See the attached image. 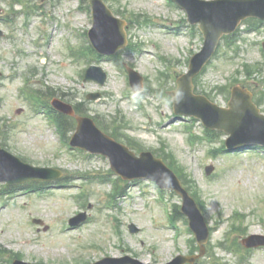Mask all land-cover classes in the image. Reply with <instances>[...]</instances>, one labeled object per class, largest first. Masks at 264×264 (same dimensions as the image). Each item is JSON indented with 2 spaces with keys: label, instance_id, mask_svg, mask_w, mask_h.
<instances>
[{
  "label": "rangeland",
  "instance_id": "374dc122",
  "mask_svg": "<svg viewBox=\"0 0 264 264\" xmlns=\"http://www.w3.org/2000/svg\"><path fill=\"white\" fill-rule=\"evenodd\" d=\"M107 1L124 15L144 13L156 21L155 26L131 25L132 40L134 44H140L142 50H128L121 54L126 63L132 64L146 77L145 89L138 100L146 106L147 115L136 109L131 97L122 98V92L131 94V90L127 89L124 75L114 61L100 65L108 75L104 85L95 81L84 82L78 77L82 72L80 69L88 67L87 61L76 64L82 59L77 58L75 63L69 47L74 46L71 51L78 50L75 47H80L83 42L77 32L82 33L91 27L89 14L76 11L78 0H0V18L10 22L4 24L0 20V30L4 32L0 38V71L4 74L0 79V127L7 125L13 128L9 140L11 151L32 164L65 169L74 178L71 183L83 184L88 190L87 210L81 209L73 199L80 192L77 188L69 190L52 185L39 198L34 193L23 195L21 192L15 196H3L9 203L0 206V246L21 253L25 261L48 264L75 259L93 262L106 256L120 257L124 254L144 262L164 264L177 254L189 251L191 234L185 230L184 219L178 220L182 232L179 240L175 241V231L167 224L164 205L157 199L159 190L153 183L146 180L130 182L116 198L115 208L105 206L112 185L100 183L92 177L99 172H109L108 160L100 156H76L61 146L45 116L38 114L20 95V76L29 72L28 87L40 90L43 100L48 101L49 89L54 90L55 96L80 104L86 113L108 125L112 118L122 113L131 124L128 134L148 150L159 151L163 141L167 142L179 163L201 187L205 216L214 228L211 240L215 247L214 256L207 255L201 264H213L216 260L221 264H239L238 256L231 255L216 243L225 239L236 211L246 215V234H264V154L256 150L242 151L213 158L209 149L219 145L220 140L215 144L205 141H198L195 145L189 143L184 128L191 121L188 117L174 115L172 100L167 98V91L176 87V77L187 70L188 59L203 45L199 32L191 34L189 25L183 22V9L170 7L165 0ZM59 5L71 13L67 23L57 35L54 34L50 44L45 46L41 43L33 49L23 24L27 25L28 32L48 35L53 27L44 16L51 13L58 17ZM31 8H38L44 16L32 13L27 17L25 13ZM236 42L238 53L233 55V59L227 60L224 55L226 49L222 45L218 56L199 78L201 89L210 92L211 100L219 106H226V98L217 88L226 85L237 69L242 70L243 63H264L261 49L264 30L240 33ZM161 55L170 62H161ZM166 65L171 76L161 74L168 72ZM31 70L33 74H30ZM250 80L253 88L262 89L264 71L256 72ZM96 92L103 93L100 100L86 99L87 94ZM18 109H21L20 113ZM193 126V131L202 136V124L197 121ZM72 134L69 132L68 136ZM208 165L214 167L210 178L205 172ZM141 192L145 193L140 195ZM164 196L169 204L181 202L169 191H165ZM89 204L92 205L90 210ZM80 209L90 213V219L78 228L64 231L61 226L63 219L74 216ZM34 217L44 220L49 230L38 229L31 222ZM131 222L141 228L139 233H130L128 225ZM63 227L67 228L68 224H63ZM240 234L235 232L233 236L240 240L244 236ZM249 258L244 264H264V250L250 252ZM0 264L8 263L6 259H0Z\"/></svg>",
  "mask_w": 264,
  "mask_h": 264
},
{
  "label": "water",
  "instance_id": "95a60500",
  "mask_svg": "<svg viewBox=\"0 0 264 264\" xmlns=\"http://www.w3.org/2000/svg\"><path fill=\"white\" fill-rule=\"evenodd\" d=\"M178 1L184 4L188 8L190 13V19L192 22H198V21L201 22V27L207 39L206 47L204 51L199 56H196L194 58L192 71L187 76L189 80L193 75L199 72L201 67L211 57L217 45L218 40L224 33H229L233 31L236 28V26L240 23V21L247 16L256 15V16L264 17V6H262V1L264 0H226V1L199 2V4L204 8L202 9V11H199L200 13H197L198 7L192 5L191 2H189L188 0H178ZM222 2H224V4L226 3L229 4L224 5L221 8L219 3ZM215 5L217 6L216 10L210 8ZM95 6H96L95 7L96 28L97 26L100 27L102 25L104 27V30L101 29V31L105 35H109L105 30V28L109 26V24L114 19L105 10V8H103V6L100 5L99 0H96ZM205 12H207V14H205ZM94 32L96 33V29L93 30L91 36L94 43L98 45L99 42L95 40L96 37L94 38ZM120 43L122 45L125 44V38L122 31L120 34ZM117 48L113 47L107 51L115 52ZM191 89L192 87H190V91ZM238 93L239 91L237 89L236 95ZM227 129H228L227 131L233 134V138H234L235 130L231 128H227ZM106 141L107 140L102 138L100 134L94 129L92 124L89 122L84 126L83 124L82 126H80L74 144L85 147L87 149H91L92 151H99L109 154L112 159L114 168L120 173L124 174L126 177L145 175L161 180L162 179L161 175H164L162 174V172L168 174L165 170H163L160 167L158 161L151 159L149 155H144L142 159H134L135 157H130L127 151H124L122 147L112 144L109 141L107 142ZM259 142L264 143V138L260 139ZM124 155L130 157L131 160L138 165V168H141L140 172H137L136 174H131L124 170V165L122 163V159L124 158ZM13 172H20L23 174H27V173H32L33 171H29L28 168L22 165L19 161L10 157L6 153L0 151V180H9L10 182L19 181L20 177L14 176L12 174ZM171 183H169V181L168 182L166 181L164 185L178 187L175 181L174 183L171 181ZM186 201L187 203L185 206V210L191 216L192 226L198 233L199 237L202 238V241H205L206 232L203 225L202 224L200 225V220H199L200 217L198 211L196 210L195 207H193L192 202L187 197H186ZM184 262H185L184 259H180L178 262H176V264H184ZM16 264H21V263L17 262Z\"/></svg>",
  "mask_w": 264,
  "mask_h": 264
}]
</instances>
